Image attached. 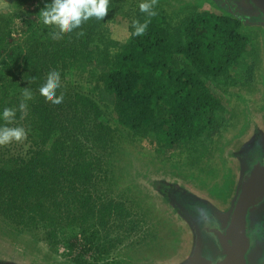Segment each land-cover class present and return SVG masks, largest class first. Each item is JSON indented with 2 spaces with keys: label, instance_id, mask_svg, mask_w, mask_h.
<instances>
[{
  "label": "trees",
  "instance_id": "1",
  "mask_svg": "<svg viewBox=\"0 0 264 264\" xmlns=\"http://www.w3.org/2000/svg\"><path fill=\"white\" fill-rule=\"evenodd\" d=\"M17 1L16 12L0 14V112L16 109L7 126L23 127L27 136L0 157V216L19 233L42 235L52 253L90 264L89 253H110L119 241L110 236L112 224L127 220L130 211L108 197L110 171L82 138L91 137L92 150L103 151L115 145V133L128 132L169 154L218 133L225 108L214 81L236 85L232 71L244 68V79L253 76L254 63L241 68L251 52L242 31L247 25L218 6L189 7L174 23L156 3L154 16L138 17L147 23L144 34L133 35L131 26L112 54L106 30L119 0H110L103 20L93 17L70 33L43 23L40 11L51 0L26 14L21 7L31 0ZM17 17L24 37L8 48ZM52 69L89 90L75 84L69 95L60 87L63 101L53 104L39 92ZM27 87L32 99L21 112ZM6 123L0 118V127Z\"/></svg>",
  "mask_w": 264,
  "mask_h": 264
},
{
  "label": "rangeland",
  "instance_id": "2",
  "mask_svg": "<svg viewBox=\"0 0 264 264\" xmlns=\"http://www.w3.org/2000/svg\"><path fill=\"white\" fill-rule=\"evenodd\" d=\"M42 1L31 0L21 11L26 14ZM142 2L153 0L118 1L116 15L109 19L105 32L106 41L113 43L109 48L112 54L131 35L130 27L142 13L139 8ZM4 3L0 14L11 15L18 10L17 0H4ZM156 3L174 23L188 13L189 7L216 8L212 0H154L153 4ZM21 17L11 24L8 48L24 37ZM246 25L242 31L250 37L251 52L243 59L241 68L254 63L253 76L244 79V68V73L232 71L238 78L236 85L220 79L214 81L223 95L225 108V123L218 133L169 154L158 152L147 140L128 132L115 133V145L103 151L97 147L92 150L91 137L82 138L100 158L104 169L110 171L113 187L108 197L124 201L130 211L127 220L112 224L110 236L119 241L110 253L97 258L89 253L86 259L90 264H187L202 243L195 205L211 207L222 216L231 211L240 188L241 153L249 144H255L257 130L264 137V27ZM75 84H82L87 90L85 82L73 83L70 76L61 78V87L69 95ZM16 143L0 145V157ZM173 189L186 194L181 193L184 195L179 199ZM41 236L19 233L0 216V264H78L61 252L52 253Z\"/></svg>",
  "mask_w": 264,
  "mask_h": 264
},
{
  "label": "water",
  "instance_id": "3",
  "mask_svg": "<svg viewBox=\"0 0 264 264\" xmlns=\"http://www.w3.org/2000/svg\"><path fill=\"white\" fill-rule=\"evenodd\" d=\"M238 17L244 20L242 15ZM263 202L264 157L259 156L250 161L227 219L219 218L203 204L195 205V209L201 212H195V217L200 224L202 221L204 232L214 239L215 252L208 250L203 255L201 243V249L187 264H264V215L263 221L257 224L252 214ZM203 211L210 217L206 219ZM255 254L259 257L255 258Z\"/></svg>",
  "mask_w": 264,
  "mask_h": 264
},
{
  "label": "clouds",
  "instance_id": "4",
  "mask_svg": "<svg viewBox=\"0 0 264 264\" xmlns=\"http://www.w3.org/2000/svg\"><path fill=\"white\" fill-rule=\"evenodd\" d=\"M110 0H51V3L41 9L42 21L45 25L55 26L61 33L72 32L79 28L81 24L95 17L103 20L109 11ZM153 3L142 2L139 5L140 11L154 16L156 13L152 10ZM132 27L135 36L144 34L147 23L139 24L133 21ZM61 87V77L59 71L52 69L46 76V79L39 89V92L53 104H60L63 101V95L57 96V90ZM24 101L19 105V110L24 112L27 109L26 101L32 99L31 90L27 87L23 93ZM16 116V109L4 108L0 112V118L6 123L0 127V145H7L13 141H22L26 138L27 133L23 127H8L7 124L13 122Z\"/></svg>",
  "mask_w": 264,
  "mask_h": 264
},
{
  "label": "flooded vegetation",
  "instance_id": "5",
  "mask_svg": "<svg viewBox=\"0 0 264 264\" xmlns=\"http://www.w3.org/2000/svg\"><path fill=\"white\" fill-rule=\"evenodd\" d=\"M216 6L220 8L227 9L229 12L234 14L235 16L238 17V15H242L244 20H242L244 23H247L248 25H260L261 27H264V0H212ZM4 4L3 0H0V6ZM2 6L0 7V9ZM238 14V15H237ZM239 18V17H238ZM241 19V18H240ZM257 130V136L256 140L254 141L255 144L253 146L248 145L247 149L241 153L242 156V163L241 166L243 168L241 169V181H240V186L242 183L243 176L247 170V167L250 163V161L254 160L255 158L262 156L264 157V137L260 134ZM260 140V142L258 141ZM180 190V189H179ZM174 194L177 196H183L184 194L178 193L177 189L172 190ZM235 201V200H234ZM208 210L211 211V207H208ZM233 209V207H232ZM231 209V211H232ZM193 210L197 213L200 214L201 212L193 208ZM231 211L227 214V216H222L215 212V214L221 218V219H227ZM206 214L205 211H203L202 215L204 216ZM253 214V221L260 223V221H263L262 216L264 215V202L260 204L252 213ZM195 215V213H194ZM207 214L205 215L207 219ZM195 217V216H194ZM210 217V216H208ZM198 220V219H197ZM200 222V221H199ZM202 224V221H201ZM201 224H198V229L199 233L201 235L202 239V254L204 255L206 252H209L208 250H211L212 252H215V241L213 238H211L209 235H207ZM256 224V226H257ZM259 257L258 254H255V258Z\"/></svg>",
  "mask_w": 264,
  "mask_h": 264
}]
</instances>
